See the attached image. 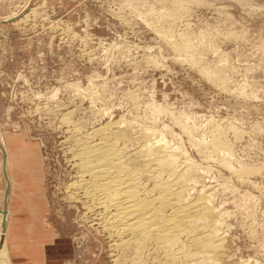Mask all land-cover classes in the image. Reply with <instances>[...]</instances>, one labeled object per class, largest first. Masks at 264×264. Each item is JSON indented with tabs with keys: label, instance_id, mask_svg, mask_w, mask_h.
I'll list each match as a JSON object with an SVG mask.
<instances>
[{
	"label": "rangeland",
	"instance_id": "rangeland-1",
	"mask_svg": "<svg viewBox=\"0 0 264 264\" xmlns=\"http://www.w3.org/2000/svg\"><path fill=\"white\" fill-rule=\"evenodd\" d=\"M108 123L130 153L150 136L194 165L184 199L213 191L219 250H127L73 201L76 140ZM0 135L9 257L19 221L40 228L27 249L54 248L39 264H264V0H0Z\"/></svg>",
	"mask_w": 264,
	"mask_h": 264
},
{
	"label": "bare ground",
	"instance_id": "bare-ground-1",
	"mask_svg": "<svg viewBox=\"0 0 264 264\" xmlns=\"http://www.w3.org/2000/svg\"><path fill=\"white\" fill-rule=\"evenodd\" d=\"M114 129L108 123L76 140L78 149L74 159L79 174L77 181L68 185L73 201L78 204L83 202L82 197L87 199L85 203L91 210L100 212L102 227L120 237L121 243L117 244L127 250L134 249L137 253L154 244L164 251L165 258L174 260L172 248L184 235L201 253L219 250L222 238L217 236L216 241L211 228L219 220L210 222L218 214L209 205L213 191L198 195L193 202L184 199L188 188L186 177L193 172L194 165L184 162L181 171L177 170L176 155L167 142L154 141L150 136L136 152L130 153L125 132L116 133ZM220 135L214 136V143L218 148L228 149V143ZM138 156L146 160L141 168L132 166ZM2 171L4 174L3 167ZM143 176L153 180L152 187L142 183ZM3 199L8 204L9 193L7 198L4 193ZM8 223L9 210L4 213L3 203L0 205V264H12L7 251ZM199 231H203V237L198 235ZM213 231L216 232V227Z\"/></svg>",
	"mask_w": 264,
	"mask_h": 264
},
{
	"label": "crops",
	"instance_id": "crops-1",
	"mask_svg": "<svg viewBox=\"0 0 264 264\" xmlns=\"http://www.w3.org/2000/svg\"><path fill=\"white\" fill-rule=\"evenodd\" d=\"M5 171H6V168L4 169V174H5ZM5 175H6V178L8 180V184H9L10 182H9L8 177H7V172H6ZM10 188H11V186H10ZM16 223H18L20 228L16 229V230L13 228L12 230H10L11 237H13V239H11L12 241H11V243L9 245L10 254L12 256V259H11L12 262H14L13 260H15V264H39L38 260H39L40 257L33 256L34 258H30V255L28 253V252H31V251L33 252L35 250L38 253L44 254L43 255V260L46 261V263H47L48 260L44 258V256H46L45 253L49 254L51 252L50 250L53 249V251H54V248H51L50 245H42L41 244V245L36 246V248L33 247V248L27 249L26 245L28 243L26 244L24 242V239L27 242H28V239L30 240V238H31V233L30 232H36V231L40 230L39 226L37 225L38 226L37 230H31V227L28 226L27 223L23 224L22 222L19 223V221L16 222ZM28 235H30V236H28ZM33 237H35V236L33 235ZM37 239H40V238H37ZM21 254H23V255H21ZM49 264H50V262H49Z\"/></svg>",
	"mask_w": 264,
	"mask_h": 264
},
{
	"label": "water",
	"instance_id": "water-1",
	"mask_svg": "<svg viewBox=\"0 0 264 264\" xmlns=\"http://www.w3.org/2000/svg\"><path fill=\"white\" fill-rule=\"evenodd\" d=\"M9 188H10V186L8 185V188H7V191H6V198H7L8 193H9ZM6 212H7V207H6V204H5V207H4V213L6 214ZM3 226H4V228H5V226H6V220H4V222H3Z\"/></svg>",
	"mask_w": 264,
	"mask_h": 264
}]
</instances>
